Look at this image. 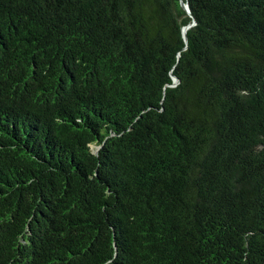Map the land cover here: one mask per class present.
I'll return each mask as SVG.
<instances>
[{
	"label": "trees",
	"instance_id": "1",
	"mask_svg": "<svg viewBox=\"0 0 264 264\" xmlns=\"http://www.w3.org/2000/svg\"><path fill=\"white\" fill-rule=\"evenodd\" d=\"M0 264H264V0H0Z\"/></svg>",
	"mask_w": 264,
	"mask_h": 264
},
{
	"label": "water",
	"instance_id": "2",
	"mask_svg": "<svg viewBox=\"0 0 264 264\" xmlns=\"http://www.w3.org/2000/svg\"><path fill=\"white\" fill-rule=\"evenodd\" d=\"M182 4H183V7L185 8V10H187V12L191 15V11H190L189 6H188L187 4H185V3H183V2H182ZM193 25H195V21L193 22L192 25H190V26H188V27H185V28L183 29V36H184L186 42H188V39H187V31H188V29H189L190 27H192ZM177 84H178V80H177L176 78H174V85H177Z\"/></svg>",
	"mask_w": 264,
	"mask_h": 264
}]
</instances>
